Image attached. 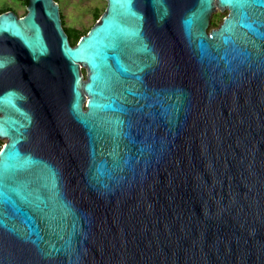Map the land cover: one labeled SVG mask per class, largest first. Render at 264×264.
I'll list each match as a JSON object with an SVG mask.
<instances>
[{"label":"water","instance_id":"95a60500","mask_svg":"<svg viewBox=\"0 0 264 264\" xmlns=\"http://www.w3.org/2000/svg\"><path fill=\"white\" fill-rule=\"evenodd\" d=\"M106 1L0 13V264H264V0Z\"/></svg>","mask_w":264,"mask_h":264},{"label":"rangeland","instance_id":"374dc122","mask_svg":"<svg viewBox=\"0 0 264 264\" xmlns=\"http://www.w3.org/2000/svg\"><path fill=\"white\" fill-rule=\"evenodd\" d=\"M60 13L63 16L64 24L68 27H75L79 30L90 28L98 19L95 12L100 9L103 13L107 1L106 0H58ZM14 6L17 14L22 16L25 13L26 6L18 0H0L1 7ZM100 17V16H99ZM84 68V67H83ZM84 78L86 77L83 71ZM2 146L5 142L4 138H0ZM1 149V147H0Z\"/></svg>","mask_w":264,"mask_h":264},{"label":"flooded vegetation","instance_id":"af4514ba","mask_svg":"<svg viewBox=\"0 0 264 264\" xmlns=\"http://www.w3.org/2000/svg\"><path fill=\"white\" fill-rule=\"evenodd\" d=\"M18 2H20V1H18ZM25 6H27V4H25ZM8 8L9 9H7V10H13L17 14L14 6L8 7ZM25 12H26V10H25ZM228 13H229L228 8H222L218 4L215 3L214 8L212 9V11L210 13V17H209L208 31H210L213 28H217L221 24L223 19L228 15ZM83 71L86 74V69L82 67V72Z\"/></svg>","mask_w":264,"mask_h":264},{"label":"trees","instance_id":"16d2710c","mask_svg":"<svg viewBox=\"0 0 264 264\" xmlns=\"http://www.w3.org/2000/svg\"><path fill=\"white\" fill-rule=\"evenodd\" d=\"M20 1L22 4H27L28 3V0H18ZM58 1V0H56ZM9 9L8 7H1L0 8V13ZM102 14V12H100V9L96 10L95 12V16H96V19L99 18V16ZM61 20H62V24H63V27L65 29V31L67 32L68 34V37H69V40L72 44H75L78 42V40L80 39V37L82 35H84L90 28H86V29H83V30H79L75 27H68L64 24V20H63V16L61 15ZM0 147H2V142L0 140Z\"/></svg>","mask_w":264,"mask_h":264}]
</instances>
